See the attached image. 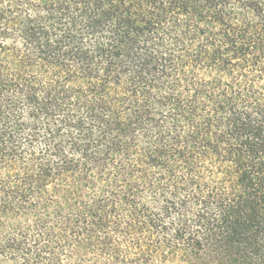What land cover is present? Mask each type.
Wrapping results in <instances>:
<instances>
[{
    "label": "trees",
    "instance_id": "trees-1",
    "mask_svg": "<svg viewBox=\"0 0 264 264\" xmlns=\"http://www.w3.org/2000/svg\"><path fill=\"white\" fill-rule=\"evenodd\" d=\"M0 264H264V0H0Z\"/></svg>",
    "mask_w": 264,
    "mask_h": 264
}]
</instances>
